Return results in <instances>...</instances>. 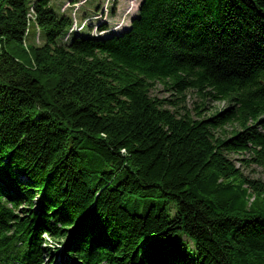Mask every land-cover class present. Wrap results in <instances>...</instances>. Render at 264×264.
<instances>
[{"label":"trees","instance_id":"obj_1","mask_svg":"<svg viewBox=\"0 0 264 264\" xmlns=\"http://www.w3.org/2000/svg\"><path fill=\"white\" fill-rule=\"evenodd\" d=\"M51 3L0 0V264H264L230 157L264 168V0H142L66 43Z\"/></svg>","mask_w":264,"mask_h":264},{"label":"rangeland","instance_id":"obj_2","mask_svg":"<svg viewBox=\"0 0 264 264\" xmlns=\"http://www.w3.org/2000/svg\"><path fill=\"white\" fill-rule=\"evenodd\" d=\"M141 0H119L116 9L113 13V0H52V8L58 14H66L72 17L74 25L69 29L64 38V43L70 41L75 33H82V35L89 36V34H97L99 30V24L108 25L109 33H122L126 31L133 18L138 14ZM30 23L26 33V39L24 41V51L27 55H20V59L27 62L31 59L32 48L41 46L43 44V36L40 27L37 25L36 18L32 9V5L29 8ZM86 24V25H84ZM88 25L93 28L92 32H89ZM103 34V33H101ZM107 34V35H108ZM106 35V31L103 35ZM17 50V49H16ZM153 94L159 97L168 96L163 90L161 85L157 86V89ZM197 100L195 93L189 94L190 103ZM224 103H217L218 108H222ZM189 106H191L189 104ZM244 154L231 153L230 157L235 160L236 164L243 169V173L250 179L264 181V168L257 165L251 167L244 166L240 159ZM61 251L63 249H60Z\"/></svg>","mask_w":264,"mask_h":264}]
</instances>
